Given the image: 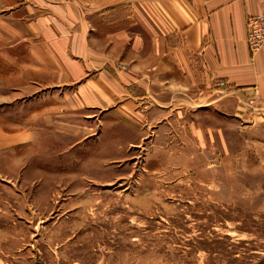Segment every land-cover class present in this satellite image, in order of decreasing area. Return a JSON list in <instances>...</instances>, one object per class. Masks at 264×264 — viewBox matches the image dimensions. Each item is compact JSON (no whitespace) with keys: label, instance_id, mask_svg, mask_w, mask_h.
<instances>
[{"label":"rangeland","instance_id":"374dc122","mask_svg":"<svg viewBox=\"0 0 264 264\" xmlns=\"http://www.w3.org/2000/svg\"><path fill=\"white\" fill-rule=\"evenodd\" d=\"M26 55L0 46V264H264L263 111L163 80L76 109L94 71L31 93Z\"/></svg>","mask_w":264,"mask_h":264},{"label":"crops","instance_id":"0c3cea01","mask_svg":"<svg viewBox=\"0 0 264 264\" xmlns=\"http://www.w3.org/2000/svg\"><path fill=\"white\" fill-rule=\"evenodd\" d=\"M258 13L264 0H110L94 12L77 0H0V46L25 43V63L9 78L25 84L22 75L33 71L31 93L94 71L91 85L74 93L76 109L102 104L99 94L133 104L163 80L186 94L209 93L221 81L220 109L264 112V45L252 54L245 42V19ZM117 59L127 65L121 80L113 76Z\"/></svg>","mask_w":264,"mask_h":264},{"label":"built area","instance_id":"2783aa9c","mask_svg":"<svg viewBox=\"0 0 264 264\" xmlns=\"http://www.w3.org/2000/svg\"><path fill=\"white\" fill-rule=\"evenodd\" d=\"M245 42L250 53L264 45V13L248 15L245 19ZM220 85L223 82H219Z\"/></svg>","mask_w":264,"mask_h":264}]
</instances>
